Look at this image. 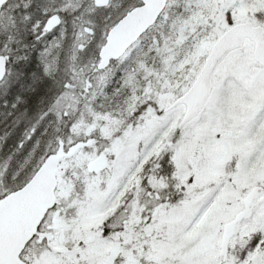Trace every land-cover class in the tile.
I'll use <instances>...</instances> for the list:
<instances>
[{
    "label": "snow or ice",
    "instance_id": "obj_1",
    "mask_svg": "<svg viewBox=\"0 0 264 264\" xmlns=\"http://www.w3.org/2000/svg\"><path fill=\"white\" fill-rule=\"evenodd\" d=\"M0 264H264V0H0Z\"/></svg>",
    "mask_w": 264,
    "mask_h": 264
}]
</instances>
